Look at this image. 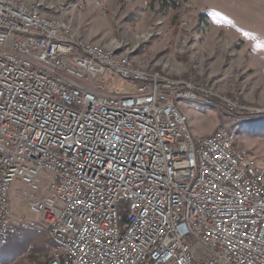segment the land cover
I'll use <instances>...</instances> for the list:
<instances>
[{"label":"built area","instance_id":"obj_1","mask_svg":"<svg viewBox=\"0 0 264 264\" xmlns=\"http://www.w3.org/2000/svg\"><path fill=\"white\" fill-rule=\"evenodd\" d=\"M108 74L129 92L106 94ZM183 100L216 102L0 0V226L18 181L50 264H264V167L227 130L194 135Z\"/></svg>","mask_w":264,"mask_h":264},{"label":"rangeland","instance_id":"obj_2","mask_svg":"<svg viewBox=\"0 0 264 264\" xmlns=\"http://www.w3.org/2000/svg\"><path fill=\"white\" fill-rule=\"evenodd\" d=\"M21 1L65 19L80 39L212 91L213 107L179 103L192 133L230 131L237 147L264 167V136L255 131L264 119V0H179L178 9L164 0ZM100 82L106 94L129 92L128 84L111 74ZM21 191L30 189L15 182L10 191L13 222L42 225ZM193 249L204 255L199 244Z\"/></svg>","mask_w":264,"mask_h":264},{"label":"trees","instance_id":"obj_3","mask_svg":"<svg viewBox=\"0 0 264 264\" xmlns=\"http://www.w3.org/2000/svg\"><path fill=\"white\" fill-rule=\"evenodd\" d=\"M164 1L166 4H175L167 5L175 9L179 0ZM255 131L264 136V119ZM50 254L51 244L41 229L26 223L8 228L0 226V264H50Z\"/></svg>","mask_w":264,"mask_h":264}]
</instances>
